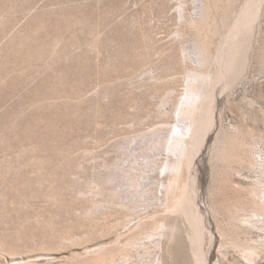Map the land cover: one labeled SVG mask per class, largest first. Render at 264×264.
Instances as JSON below:
<instances>
[{"label": "rangeland", "instance_id": "1", "mask_svg": "<svg viewBox=\"0 0 264 264\" xmlns=\"http://www.w3.org/2000/svg\"><path fill=\"white\" fill-rule=\"evenodd\" d=\"M197 1L0 0V264H67L75 253L112 244L140 219L136 213L165 212L162 166L170 155L151 142L177 121L173 111L185 88L181 48L191 50L197 37L180 12L195 15ZM251 1L232 0L233 19ZM224 35L212 38L213 51ZM263 56L264 0L249 66L222 97L217 131L238 134L263 163L222 172L209 162L206 205L224 223V209L250 198L238 185L257 182L264 190ZM131 167L148 191L141 196L118 170ZM97 183L122 191L128 210L94 208ZM90 209H97L92 220L79 217ZM74 236L84 240L73 244ZM251 236H264V221ZM18 247L33 249L17 255ZM235 258L217 251L214 261Z\"/></svg>", "mask_w": 264, "mask_h": 264}, {"label": "bare ground", "instance_id": "2", "mask_svg": "<svg viewBox=\"0 0 264 264\" xmlns=\"http://www.w3.org/2000/svg\"><path fill=\"white\" fill-rule=\"evenodd\" d=\"M197 2L199 3L196 5L195 15L186 16L180 12V18L196 31L197 37L192 41L194 44L192 43L191 50L181 48L179 60L185 65L183 72L185 88L173 111L172 118L177 121L172 124L171 129L168 128L169 131H166L162 138L160 137L163 140L154 138L151 142L153 146H162L170 155L162 166L167 174L164 180H161L160 198L165 212L156 216L144 215L146 218L142 217L143 214L136 213V217L140 219L131 227H127L124 235L119 234L112 244L88 252L75 253L67 264H218L214 261L217 251L224 257L229 252L235 253L236 258L228 260L225 264H255L260 256H264V236L258 239L251 236L254 230L260 229L264 221L262 187L257 186V182L238 185L250 198L247 201L243 199L244 197H241L243 200H237L238 209H224L222 216L224 215L226 223L220 220L219 222L217 216L211 214V208L209 210L206 205L204 190L209 177V162H214L222 172L245 167L257 168L263 163L258 158L260 153L251 151L238 134L231 132L218 134L222 97L244 78L250 61L254 26L259 18L263 0H252L253 6L250 5L248 8L247 5L248 9H244L237 19H233L232 0ZM218 32H225V35L213 51L210 48L211 40ZM168 100L170 97L165 98L163 102L168 103ZM159 113L166 115L167 110L160 108ZM167 122L164 121L163 124ZM166 127L155 132H164ZM118 170L122 176L129 177L128 183H131L129 185L135 188V193L139 196L148 192L142 188L139 178L131 173L136 170L135 167ZM102 185L103 183L95 187L97 189L95 195H99L101 199L94 202V208L109 205L119 206L121 209L129 207L128 203L120 200L122 191L116 187L105 188ZM96 210L90 209L84 211V214L79 213V217L92 220ZM124 211L122 213L119 211L124 219L132 218L130 210ZM108 214L112 213L101 212V216L104 217ZM90 233L92 234L89 231V235ZM74 237L73 240L69 238L73 244L84 240V237L83 239L79 238L80 236ZM62 240L64 242V239ZM206 241L210 243L208 249L205 248ZM47 242L49 241L44 243ZM44 243L39 247H44ZM51 248L48 247V250ZM23 249L26 252L29 247ZM31 249L33 247L29 251ZM22 250L13 252L21 254Z\"/></svg>", "mask_w": 264, "mask_h": 264}]
</instances>
